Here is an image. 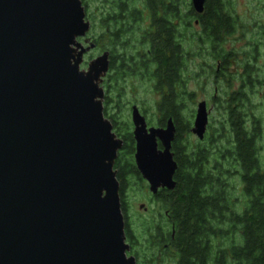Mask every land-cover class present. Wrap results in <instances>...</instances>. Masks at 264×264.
Returning a JSON list of instances; mask_svg holds the SVG:
<instances>
[{"label":"water","instance_id":"95a60500","mask_svg":"<svg viewBox=\"0 0 264 264\" xmlns=\"http://www.w3.org/2000/svg\"><path fill=\"white\" fill-rule=\"evenodd\" d=\"M205 0H191L201 14ZM81 0H0V264H136L114 164L123 142L103 114L108 53ZM134 164L148 191L175 188V127L131 108ZM204 101L190 133L202 141ZM143 205H140V209Z\"/></svg>","mask_w":264,"mask_h":264},{"label":"trees","instance_id":"16d2710c","mask_svg":"<svg viewBox=\"0 0 264 264\" xmlns=\"http://www.w3.org/2000/svg\"><path fill=\"white\" fill-rule=\"evenodd\" d=\"M81 2L86 20L93 21L88 2ZM99 4L101 11L107 7L105 15L109 17L101 12L97 20L100 33L93 44L109 56L108 82L105 79L102 86L106 90L103 113L123 142L114 170L131 254L137 256L134 249L138 237L123 214V192L133 179L146 183L134 164L131 132L127 127L120 130L106 110L112 95L118 102L123 84L134 79L148 83L157 96L155 109L160 116L156 126L163 127L171 119L175 127L171 144L177 165L173 176L175 188L160 190L153 196L163 211L162 220L141 224L144 249L162 248L166 260L156 262L145 253L146 263L264 264L262 124L244 91L253 88L248 64L242 68L239 90L214 101L222 114L218 128L210 132L208 126L202 141L188 139L194 111L187 110V104L193 102L196 93L186 88L187 64L193 57L201 58L206 48L208 57L220 61V71L230 65L232 57L230 51H224L223 43L233 35L238 20L229 11V0H205L201 14L194 12L190 0H99ZM137 5L147 9L150 19V28L141 37L131 34L134 27L130 23L142 21ZM124 12L128 19L120 17ZM195 21L199 32L193 31ZM187 46H193L194 52H187ZM129 49H135L134 57H129ZM210 70L213 74L216 71L212 67ZM186 112L188 115L184 116Z\"/></svg>","mask_w":264,"mask_h":264},{"label":"rangeland","instance_id":"374dc122","mask_svg":"<svg viewBox=\"0 0 264 264\" xmlns=\"http://www.w3.org/2000/svg\"><path fill=\"white\" fill-rule=\"evenodd\" d=\"M86 2L89 4L88 10L91 16H93V21H90V25L93 24V26L87 34L86 39L80 41L82 43H93V39L100 33L97 20L103 10L101 11L102 8L99 0H86ZM229 2L231 4L229 11L238 20L234 34L228 36L223 43L224 51H230L232 57L230 65L223 67L222 70H224H221L217 76H214L210 67L216 70L217 62L208 57L205 50H203L204 55L201 58L193 57L190 59V63L187 64L186 77H188V80L186 82V88L187 91L195 92L196 94L193 102L187 104V110H193L195 113L196 105L204 101L208 111V126L211 127L210 132L213 129H217L218 122L222 120V114L214 104V101L218 97H223V95L231 94L239 90L242 86L240 83L243 73L242 68L245 64H248L251 67V85L253 88L251 87L252 91H250L247 87L244 91L248 94L252 105L255 107L254 115L261 120L262 138L260 140V146L264 151V0H229ZM137 7L141 8L142 6L137 5ZM144 21V23L147 22L146 20ZM140 23H138L140 29H146V24ZM137 26L134 29H137ZM193 31L199 32L200 28L195 25ZM104 43L107 44V41L105 40ZM100 44L103 46L102 42ZM85 45L87 46V43ZM193 49V46L186 47L187 52L191 51L192 53L194 52ZM132 50L134 49H129L127 53L130 54ZM105 51H102L101 47L95 48L94 46L93 49L84 55V62L81 65V69H86L88 62ZM103 90L105 97L106 90ZM122 93L123 95L117 99L118 102L112 95L113 98L107 104L106 110L107 115L112 116L116 120V125H118L120 130H124L127 127L132 134L131 108L133 106L138 108L141 115L145 118L148 127H157V119L160 116L155 109L157 96L154 95L148 83H139L134 79L127 80L123 84ZM186 115H188L187 112L184 116ZM193 118L194 114L191 118V125ZM107 120L109 121V119ZM183 138H185V135H183ZM188 139L193 142L197 141L191 133ZM130 184L131 186H127L123 192L125 207L123 214L126 216L129 227L132 229L131 231L138 237L134 249V253L137 252L136 264H147L146 261L148 260L144 258L145 253L148 259L150 258L148 256L149 254L156 262L166 260L164 258L165 253H161L162 248L152 247L150 251L144 249L145 236L142 233L141 226L144 223H158L159 220H162L160 214L163 211L159 203L154 200L148 191L147 184L145 185L142 182L138 183L134 179ZM140 205H143L142 209H140Z\"/></svg>","mask_w":264,"mask_h":264},{"label":"flooded vegetation","instance_id":"af4514ba","mask_svg":"<svg viewBox=\"0 0 264 264\" xmlns=\"http://www.w3.org/2000/svg\"><path fill=\"white\" fill-rule=\"evenodd\" d=\"M107 9V7H105L104 9H103V13H104V15H105V10ZM129 9V8H128ZM138 10H140L141 11V15H140V17H141V19H142V21H140L141 23H144L145 21L144 20H146L147 22L146 23H144V24H146V29H144V30H142V29H140V26H139V24L138 23H130V26L131 27H136L137 25V29H133V30H131V34L132 35H134V34H136V36H138V37H141L142 35H144L148 30H149V28H150V19H149V15H148V11H147V9L145 8V7H141V8H138ZM126 12H127V10H125ZM126 12H124L120 17L121 18H124V19H128V16H127V14H126ZM143 14V15H142ZM100 16V15H99ZM105 17H109L108 15H105ZM158 17H160V15L158 16ZM157 17V18H158ZM233 18H234V16H232ZM99 18V17H98ZM103 18H104V16H103ZM236 19H237V17H236ZM89 23H90V21H89ZM140 23V24H141ZM195 25H197V21H195ZM90 28H91V25H90ZM235 32V31H234ZM106 33H107V38H108V36H109V34L108 33H110L109 32V28L106 30ZM234 34V33H233ZM204 47H206V46H204ZM205 49V51H206V48H204ZM105 52H107V51H105ZM135 49L134 50H132L131 51V53H130V55H129V57L131 58V57H134L135 56ZM207 52V51H206ZM108 53V52H107ZM203 55H204V51H203ZM108 72H109V56H108ZM108 72H107V74H108ZM219 72H220V61H217V66H216V71H215V73H214V76L216 75H218L219 74ZM106 74V75H107ZM106 75H105V77H104V79L102 80V83H103V81L106 79ZM251 76V75H250ZM106 81L108 82V80L106 79ZM101 83V84H102ZM240 83H241V81H240ZM102 86H103V84H102ZM103 88V87H102ZM164 127V126H163ZM207 128H208V125H207ZM207 128H206V132H207ZM205 135H206V133H205ZM205 137V136H204ZM126 242H128L127 240H126ZM128 244V243H127ZM129 245V244H128ZM130 246V245H129ZM131 252H132V249H129V253H128V255L129 256H133L135 259H136V255L134 256V255H132L131 254Z\"/></svg>","mask_w":264,"mask_h":264}]
</instances>
